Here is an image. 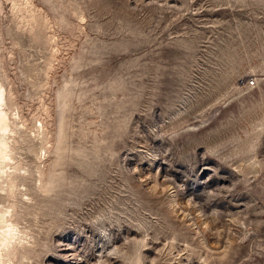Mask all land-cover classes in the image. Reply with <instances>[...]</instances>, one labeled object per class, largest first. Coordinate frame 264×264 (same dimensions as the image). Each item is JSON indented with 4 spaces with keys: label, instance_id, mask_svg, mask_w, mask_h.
<instances>
[{
    "label": "rangeland",
    "instance_id": "obj_1",
    "mask_svg": "<svg viewBox=\"0 0 264 264\" xmlns=\"http://www.w3.org/2000/svg\"><path fill=\"white\" fill-rule=\"evenodd\" d=\"M0 89V264H264V0H0Z\"/></svg>",
    "mask_w": 264,
    "mask_h": 264
},
{
    "label": "bare ground",
    "instance_id": "obj_2",
    "mask_svg": "<svg viewBox=\"0 0 264 264\" xmlns=\"http://www.w3.org/2000/svg\"><path fill=\"white\" fill-rule=\"evenodd\" d=\"M3 94H2V92H1V89H0V107H1V105H2V103H3ZM2 109V108H1ZM2 110H0V125H1V123H2V121H3V118H2ZM4 117V116H3ZM5 118V117H4ZM3 124V123H2ZM8 128V127H7ZM6 129V127L4 128V130ZM7 131V130H6ZM0 132H1V130H0ZM4 132V131H3ZM5 134V133H4ZM2 144V143H1ZM7 145V144H6ZM5 146V145H4ZM1 150V149H0ZM5 150V149H4ZM1 151H3V150H1ZM1 151H0V154H1ZM7 151V150H6ZM4 153H5V151H4ZM4 153L2 154V155H4ZM7 154L5 153V157H2V160H3V158L5 159V158H8L7 156H6ZM1 158V157H0ZM5 160H7V159H5ZM0 161H1V159H0ZM4 161V160H3ZM0 221H1V218H0ZM10 229H11V226H10ZM6 231V230H5ZM2 232V231H1ZM2 234V233H1ZM6 235V237H5V235ZM15 234V233H14ZM1 236H3L2 238H6L4 241H5V244L6 243H8L9 244V241L11 240V239H13L14 237H16V235L14 236L13 234H12V231L11 230H8V231H6V232H3V235H1ZM2 240V239H1ZM3 241V240H2ZM12 241H14V240H12ZM1 243V242H0ZM1 245V244H0ZM10 245H12L11 243H10ZM3 246V245H2ZM1 246V247H2ZM5 246V245H4ZM7 246V245H6ZM10 247V246H9ZM4 249V248H3ZM6 249H7V247H6ZM5 250V249H4ZM8 250V249H7ZM3 251V250H2ZM1 252V251H0ZM4 252V251H3ZM3 252H1L0 254H2ZM1 257V256H0Z\"/></svg>",
    "mask_w": 264,
    "mask_h": 264
},
{
    "label": "built area",
    "instance_id": "obj_3",
    "mask_svg": "<svg viewBox=\"0 0 264 264\" xmlns=\"http://www.w3.org/2000/svg\"><path fill=\"white\" fill-rule=\"evenodd\" d=\"M247 83H248V85H251V86L254 84V82L252 80L247 81Z\"/></svg>",
    "mask_w": 264,
    "mask_h": 264
}]
</instances>
